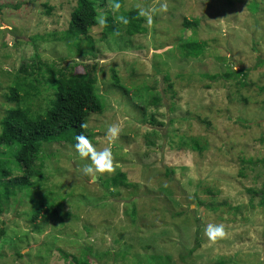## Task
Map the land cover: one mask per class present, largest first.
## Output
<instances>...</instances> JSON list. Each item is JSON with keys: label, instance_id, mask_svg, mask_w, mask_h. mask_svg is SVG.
Segmentation results:
<instances>
[{"label": "rangeland", "instance_id": "1", "mask_svg": "<svg viewBox=\"0 0 264 264\" xmlns=\"http://www.w3.org/2000/svg\"><path fill=\"white\" fill-rule=\"evenodd\" d=\"M119 2L116 10L113 0H106L99 13L120 15L134 8L157 11L151 24L142 16L144 33L119 38L125 49H116L104 37L103 26L91 29L93 50L82 59L72 56L64 43L53 41L67 30L75 0H0V121L16 108L4 93L15 72L34 57L33 47L25 43L35 38L38 58L57 69L74 67L75 74L78 69L87 73L88 66L95 65L97 92L107 102L103 114L89 117L86 129L97 150L111 148L118 165L92 182L82 173L89 162L86 157L69 146L44 145L48 158L35 164L41 166L42 179L34 183L52 185L54 193L36 188L23 200L16 193L2 205L0 232L8 234L0 233V264H79L83 252L88 264H264V206L247 192L262 189L264 168L256 166L251 171L238 161L264 156L260 142L264 140V93L258 91L264 76L255 71L248 74L249 86L239 90L245 102L233 94V82L202 77L224 71L223 53L245 61L256 50L264 57V0ZM161 3L167 4L166 12L159 11ZM253 3L256 10L250 7ZM18 4L17 11L11 9ZM184 20L198 23L186 28ZM4 29L15 38L4 37ZM192 39L204 54L196 60L182 59L178 45ZM238 66L234 70L250 63ZM164 75L172 85L167 93V84L161 81ZM114 78L128 89L127 94ZM143 82L153 87L159 101L149 104V98L147 108H134L131 89ZM45 98L33 99L28 109L41 113ZM114 123L121 131L111 138L105 132ZM152 131L157 138L145 140ZM194 143L202 150H194ZM117 171L129 185L110 196L102 184ZM12 174L21 176L14 170ZM61 194L73 199L65 196L67 203L62 204L57 199ZM85 199H89L87 205ZM35 202L46 207L62 204L57 208L62 223L43 219L44 213L31 221ZM209 224H223L225 236L209 240L204 231ZM100 254L107 256L96 259Z\"/></svg>", "mask_w": 264, "mask_h": 264}, {"label": "trees", "instance_id": "2", "mask_svg": "<svg viewBox=\"0 0 264 264\" xmlns=\"http://www.w3.org/2000/svg\"><path fill=\"white\" fill-rule=\"evenodd\" d=\"M75 1L76 4L70 14L67 30L53 41H56V43H64L72 53V56L78 55L84 59L86 54L88 55V52L93 50L92 41L88 34L91 29L99 25L97 21L100 15L99 9L104 7L106 0ZM228 1L229 0H227V3ZM19 7L20 4L12 6L11 9L17 11ZM250 7L251 9H257L255 3L251 4ZM50 9L51 8H47V12H49ZM138 13V10L135 8L123 12L120 15H112L111 12H105L106 24L103 25L104 37L110 38V41H112L116 49L120 50L126 47V44L121 45V40L119 41L122 35L129 39L146 31L143 28L144 19ZM121 15L127 17L129 20L127 25L120 23L119 17ZM197 23V20L192 21V23L186 20L183 22L186 28L195 27ZM35 40V38L29 37L28 41L25 43L33 47L35 51L34 57L26 60V62L20 66L19 71L15 72L13 75V81L8 87L7 92L4 93L6 101L15 103L16 108L11 109V114H8L0 121V176L2 177L0 179L4 182V184H0V213L2 212V205L4 206L6 201L15 197L16 193L20 194L19 200H23L25 195H28L29 192L31 193L32 189L35 190L36 188L39 191H42V188L46 192L49 190V194L54 193L53 190H50L53 188L52 185L44 187L43 182L40 184L34 183L36 178L42 179L41 173L38 171L41 166L36 168L35 164L45 161L48 158L44 154L42 147L44 145L57 144L60 146H69L75 150L73 146L76 142L75 137L77 135H86L91 140L92 135L86 129V123L90 116H99L103 114V111H105L103 104L107 102V100L103 98V96L101 97V94L97 92L94 64L88 66L87 70L89 71L87 73L84 69H82V71L78 69L79 72L75 74V72H73L75 69L74 67L71 69H69V67L57 69V66L54 64L42 62L38 58L37 47L34 45ZM252 43H254V47L257 45L255 42ZM14 44H16V42H14ZM178 46L182 52L179 57H182V59L196 60L204 54L202 46L193 39L186 40L183 45L179 44ZM255 53L256 50H254L253 54L249 57L250 60H245L250 63V66L247 68L239 67L245 64V61L241 58L234 60L229 54L226 55V53H223L224 56H221V62L224 71L210 76L203 74L202 77L216 82L219 80L233 82V87L235 89L233 94L240 97L239 90L249 86V82L246 81V79L250 72H259L264 76V57ZM236 66L239 67L238 70H234ZM161 81L167 84L166 93L170 92L172 85L168 83V75H164ZM114 82L122 89L123 94L128 93V89L120 86V84H118L119 81L115 80V78ZM153 91V87L148 88L144 82L135 85L131 89L130 106L134 108L140 106L144 109L146 105L157 103L159 98L157 95L153 94ZM258 91L264 93V86L259 87ZM41 95L46 96L43 100L45 103L40 105L42 112L38 113L37 110L32 112L28 109V104L31 103L33 99H38ZM149 98L151 99V103L148 104ZM240 99L245 102V98L240 97ZM147 106L145 108H147ZM173 121V119H170L171 124ZM155 135H157V132L152 131V133L145 136L144 139L149 141L151 138H157ZM179 140L184 143L186 139L181 136ZM260 142L264 144L263 139H260ZM193 149L196 151L202 150L196 143H194ZM257 157L247 160L239 159L238 161L241 166H250L251 171H253L256 166L264 168V156L262 158ZM13 170L16 174L21 173L20 178L12 174ZM238 175L242 176L241 170ZM6 180H8L7 183H5ZM102 185L107 193L113 196L118 188H124L129 184H127V177L117 171L112 178H106ZM55 188L58 190L57 186H55ZM109 188L113 189V191H109ZM263 189L264 185L258 192L254 190L247 191L251 193L253 197H258L260 199V206H264ZM81 194L83 195V193H79V195ZM65 196L70 201L73 199V197L64 194H61V196L58 195L57 199H59L62 204L67 203L64 199ZM45 197L46 196H44V198ZM41 199L44 201L43 198ZM13 201L16 203V199ZM84 201L86 202L85 205H87L89 199H85ZM44 202L34 203L33 210H30V220L36 221L40 215L44 213L43 219L57 220V222L61 224L62 220L57 217V208L62 207V204L58 203L56 207H46V203ZM208 209L214 210V207L209 205ZM67 215L68 214H65L63 217ZM134 215V210H131L130 216L132 219H135ZM1 225L5 227V224L2 222ZM0 233L4 234L2 237L8 234L4 230ZM16 238L19 239L17 236ZM3 240L4 243H7L5 239ZM196 248L197 247H194L189 251V254ZM83 254L84 252L81 254V262L77 263L88 264V259ZM15 255L18 258H22L20 253H16ZM124 255L125 254L121 256V259H124ZM106 256L105 254H100V256L96 255L95 257L99 259V257L106 258ZM215 264L225 263L217 262Z\"/></svg>", "mask_w": 264, "mask_h": 264}, {"label": "clouds", "instance_id": "3", "mask_svg": "<svg viewBox=\"0 0 264 264\" xmlns=\"http://www.w3.org/2000/svg\"><path fill=\"white\" fill-rule=\"evenodd\" d=\"M112 7L116 10H119L121 4L119 0H113ZM157 9H140L139 15L147 17V22L151 24L152 22V14H154ZM159 11L166 12L167 11V4L161 3L159 5ZM99 25L103 26L106 24V16L101 13L97 18ZM120 23L127 25L129 20L127 17L121 15L119 17ZM121 128L118 124H110L107 126L105 135L111 138H116L119 136ZM75 144L74 148L80 157H86L88 159V163L82 169V173L85 177L92 182H94L99 174L103 173H112L115 171V168L118 165L115 163V158L111 148H104L102 150H97L96 146L93 142L86 136V135H77L75 137ZM205 235L208 237L209 240H216L223 238L226 234L225 227L223 224H209L204 229Z\"/></svg>", "mask_w": 264, "mask_h": 264}, {"label": "water", "instance_id": "4", "mask_svg": "<svg viewBox=\"0 0 264 264\" xmlns=\"http://www.w3.org/2000/svg\"><path fill=\"white\" fill-rule=\"evenodd\" d=\"M7 34H8L9 36L15 38L13 34L9 33V30H8V29H4V30H3V36L5 37Z\"/></svg>", "mask_w": 264, "mask_h": 264}]
</instances>
